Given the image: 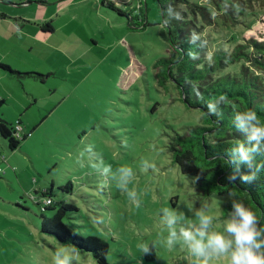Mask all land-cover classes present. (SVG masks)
I'll use <instances>...</instances> for the list:
<instances>
[{
  "label": "rangeland",
  "instance_id": "obj_1",
  "mask_svg": "<svg viewBox=\"0 0 264 264\" xmlns=\"http://www.w3.org/2000/svg\"><path fill=\"white\" fill-rule=\"evenodd\" d=\"M142 1L150 25L126 30L127 20L100 0L69 1L58 11L0 0V13L7 15L0 18V64L44 75L45 81L18 79L0 69V98L6 100L0 117L27 134L12 153L0 138V264H53L55 250L63 244L40 231L43 190H50L56 201L76 204L79 210L71 215L70 227L84 236L105 238L110 264H190L182 247L166 244L156 245L155 259L144 257L141 245L166 236L157 219L162 207L178 208L192 221L193 213L206 205L216 217L215 228H222L228 215L223 208L235 198L233 193L204 196L173 160L176 134L184 136L189 127L200 125L202 114L185 106L171 80L160 84L154 63L169 54L170 33L156 0ZM195 1L196 13L205 7L210 14L202 18L195 13L197 35L211 48L231 50L249 39L264 40V6L247 5L232 21L209 1ZM181 7L191 15L188 5ZM43 11L52 15V25L80 24L77 42L66 52L39 45L35 38L21 41L20 33L12 31V26L19 30L16 21L29 16L23 29L39 32L31 22ZM109 17L115 22H108ZM61 36L56 32L51 39ZM91 38L98 39L97 45ZM96 160L113 170L125 165L133 169L128 188L136 191L139 208L114 181L89 167ZM144 160L155 167L145 170ZM69 181L71 194L60 189ZM79 253L76 264H95L91 254ZM215 264H227V258Z\"/></svg>",
  "mask_w": 264,
  "mask_h": 264
},
{
  "label": "trees",
  "instance_id": "obj_2",
  "mask_svg": "<svg viewBox=\"0 0 264 264\" xmlns=\"http://www.w3.org/2000/svg\"><path fill=\"white\" fill-rule=\"evenodd\" d=\"M8 2V0H3ZM110 10L116 12L118 18L128 21V28L143 30L149 24L145 1L135 9L136 15L126 17L129 13L107 1L100 0ZM194 1V2H193ZM220 12L221 17L233 21L245 10L247 5L264 6V0H207ZM195 0H156L161 17L170 33V51L154 63L158 70L160 84L171 80L179 91L182 102L188 108L200 110L201 124L188 128L186 135L176 134V147L173 150V160L183 174L190 176L195 186L202 194L209 197L212 193L225 195L233 193L234 199L243 202L255 211L260 232L264 233V170L259 173L252 184L241 182L237 173L236 179H230L235 168L227 163L226 152L234 145L244 142V137L232 125L234 113L250 109L264 120V40L249 39L235 44L231 50L222 46L211 48L208 41L197 35V17L210 16L205 7H200L196 13L193 6ZM143 5V6H142ZM188 5L191 15L182 10ZM186 13V14H185ZM196 13V14H195ZM7 15L0 13V18ZM43 32L51 33L54 26L45 22L41 26ZM199 39L193 43L192 36ZM239 64L238 70L235 65ZM0 69L8 75L21 79L32 77L44 84V75L14 71L10 66L0 64ZM229 69V71H226ZM233 70V71H231ZM223 96L219 107V115H209L207 103ZM6 100L0 98V108ZM21 124V121L18 122ZM27 134L0 117V138L4 146L12 153L24 141ZM258 163H264V156L257 157ZM241 172L248 170L241 166ZM65 193H72V184L60 186ZM67 189V190H65ZM37 192V191H36ZM42 213L40 215V231L52 236L61 245L71 244L81 252L91 254L95 264H110L107 260L108 242L98 235H82L69 224L71 215L78 211L73 202L54 200L49 190L41 191ZM49 200L47 202L46 200ZM224 206V212L231 210V201ZM50 210V214L43 213ZM69 220V221H68ZM146 259H155V251L144 253Z\"/></svg>",
  "mask_w": 264,
  "mask_h": 264
},
{
  "label": "clouds",
  "instance_id": "obj_3",
  "mask_svg": "<svg viewBox=\"0 0 264 264\" xmlns=\"http://www.w3.org/2000/svg\"><path fill=\"white\" fill-rule=\"evenodd\" d=\"M192 42L199 37L193 34ZM224 97L210 100L206 107L209 115H219V107ZM232 125L244 137L243 143L234 145L226 152V161L234 166L230 179H239L243 183H254L264 170V163H258L257 157L264 156V120L255 111L246 109L234 113ZM83 167L84 165L81 164ZM241 166L247 172H241ZM89 167L114 181L118 190L127 194V198L137 208L140 200L128 185L134 177L131 167L120 166L115 170L103 160L91 161ZM142 167L149 170L155 165L144 160ZM195 219L189 221L185 213L178 208L162 207L157 213L161 234L158 241L141 245L143 253L159 244L169 249L182 247L190 257V264H215L221 258H227V264H264V233L258 227V217L254 210L239 200L231 201V210L224 218L222 228H215L216 217L209 214L207 206L193 213ZM79 250L71 245H62L55 250L53 264H76Z\"/></svg>",
  "mask_w": 264,
  "mask_h": 264
},
{
  "label": "crops",
  "instance_id": "obj_4",
  "mask_svg": "<svg viewBox=\"0 0 264 264\" xmlns=\"http://www.w3.org/2000/svg\"><path fill=\"white\" fill-rule=\"evenodd\" d=\"M12 1H14V2H18L19 1V3L42 4V5H46V6H51V8L55 9L56 11H58V10H60L63 7L62 6L63 3H67L69 1L70 2L77 1V2H82L83 3L85 0H12ZM103 1L104 2L107 1L109 3H112L113 5H115L116 7H118L119 9H121L125 13H129L130 12L131 14H128L126 16V17H129V18L132 17L131 15H136L137 12L135 11V9H137L140 6V2L139 1H135V3H133V0H125L127 3L124 2V5H121V2L123 0H103ZM116 2H118V5L116 4ZM98 3H100L101 6H104V7L108 8L106 5L102 4L101 1L98 2ZM74 6L81 7L82 5H74ZM43 12H41V13H43ZM43 14H44V16H41V17L40 16H35V18H33L34 22H31L36 27V29H38L39 32H35L34 31V33H30V32H25V30L23 29V27H25L26 24H28L31 21L29 19V16H27L28 19H23L22 18V20L20 22H17L15 20L16 23H18V25H19V30L18 29L16 30L15 27L12 26V31L16 32V33L17 32L20 33V35L22 37L21 41H25L26 38H35L36 41L39 43V45H43L46 48H58L59 49L58 51L66 52V50H64L65 48L71 47L77 42L76 36L78 35L79 29H80V24L65 25L64 23H57L56 22L55 24L53 23V25H54V31L53 32H51V33L43 32L40 26L43 23H45V22L52 21V20H48V19H50L52 17V15L48 16V15H46V12H44ZM107 20H108V22H111V23L115 22V20L111 19L110 17ZM126 22H127L126 30H128V21H126ZM56 32L61 33L63 35V37L61 36L59 38V40H57V41H52L51 37ZM24 35H26V36L24 37ZM10 38L15 42L14 35L10 34ZM91 39H92L91 40L92 43H94V45H97L98 39H96V38H91ZM51 56H52V54L49 55V58Z\"/></svg>",
  "mask_w": 264,
  "mask_h": 264
},
{
  "label": "built area",
  "instance_id": "obj_5",
  "mask_svg": "<svg viewBox=\"0 0 264 264\" xmlns=\"http://www.w3.org/2000/svg\"><path fill=\"white\" fill-rule=\"evenodd\" d=\"M123 1H124V2H126L125 0H123ZM116 4L118 5V2H116ZM46 201H47V202H49V200H48V199H47Z\"/></svg>",
  "mask_w": 264,
  "mask_h": 264
}]
</instances>
